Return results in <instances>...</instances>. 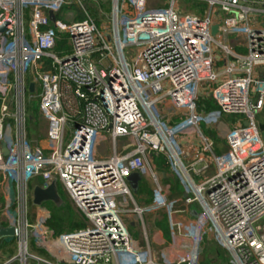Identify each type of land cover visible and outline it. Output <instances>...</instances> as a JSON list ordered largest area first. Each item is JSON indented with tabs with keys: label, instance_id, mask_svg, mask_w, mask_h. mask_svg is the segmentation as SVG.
I'll return each mask as SVG.
<instances>
[{
	"label": "built area",
	"instance_id": "2783aa9c",
	"mask_svg": "<svg viewBox=\"0 0 264 264\" xmlns=\"http://www.w3.org/2000/svg\"><path fill=\"white\" fill-rule=\"evenodd\" d=\"M192 1L202 6L185 12L177 0H110V24L102 31L90 17L59 19L69 0H0V24L7 22L0 35V175L17 188L15 214L12 204L0 212L20 231L19 254L0 264H201L210 242L228 250L234 264H264V140L257 124L264 74L256 71L264 68V0ZM62 33L70 51L57 50ZM231 34L243 39L245 53L230 45ZM203 83L211 86L215 111L198 108ZM33 97L47 125V152L30 147L24 122ZM233 114L244 118L216 152L201 125ZM178 137L198 144L186 150ZM100 139L111 142L110 155H97ZM159 156L181 175L180 196L164 183ZM134 172L151 186L154 200L146 207L127 180ZM38 177L63 185L85 226L56 234L47 216L31 221L30 182ZM148 211L166 215L174 241H188L180 257L153 246ZM131 213L140 219V239L128 230ZM29 241L45 254L29 251Z\"/></svg>",
	"mask_w": 264,
	"mask_h": 264
},
{
	"label": "rangeland",
	"instance_id": "374dc122",
	"mask_svg": "<svg viewBox=\"0 0 264 264\" xmlns=\"http://www.w3.org/2000/svg\"><path fill=\"white\" fill-rule=\"evenodd\" d=\"M81 3L77 2V0H69V4H65L63 6V9L60 12V15L58 16L59 19H62L65 22L68 23H72L73 21H80L77 19V17H79V15L83 14L81 13V11L85 12V14H87V18L90 17L91 19L94 20V22L96 20H98L99 22H97L98 27L100 28V30L102 31H106V29L109 27L110 24V13H111V6H110V2L109 0H80ZM154 1V0H153ZM156 1V0H155ZM159 1V3L165 2L168 3L169 0H157ZM109 2V3H108ZM85 3H89L91 7V10L85 5ZM202 6L198 3L193 2L192 0H177V7L182 9L185 12H189L191 10L196 9V6ZM104 6L105 7H109V12L104 10ZM206 7V5H205ZM94 11V12H93ZM84 14V15H85ZM256 13H251L250 14V19H251V23L254 25V19H253V15ZM258 19L262 22L263 20V15H260L258 17ZM85 20V19H84ZM235 35L231 34L228 37H230L231 39L234 37ZM221 40L222 42L224 41L223 36L219 33L216 35V41ZM213 49H214V53H215V58H216V63L218 64H222L221 62V56H222V51L219 47V45L217 43H213ZM39 85V84H38ZM37 85V86H38ZM211 85V84H210ZM211 87V86H210ZM210 87L203 83L201 85L200 88V99L197 101L198 104V108L200 103H202L203 98H205L208 95V92L210 90ZM35 99V100H34ZM37 98H32L31 103L34 101L36 105L39 106V103ZM26 102H28V100H26ZM171 101L169 99H163V104L168 106V103H170ZM217 110V109H215ZM215 110H211V111H215ZM28 113V112H27ZM29 115V114H27ZM41 117V116H40ZM234 121H237L241 118H244L243 115H235L233 116ZM29 117H26L25 119V127L27 128V134L29 138V142H30V147L33 148H42L43 151L47 152L49 149L47 147L42 146V144L45 143V126L44 123L42 122L41 119L39 118L38 120H33L31 119V122ZM211 127H214L212 125H209ZM28 127L31 129L30 132L28 131ZM206 127V125L202 124L201 128L203 129V131L206 134V131L204 130ZM216 138L215 135H212ZM214 137H211L212 139H215ZM49 147V146H48ZM216 152L218 151V147L216 146V148L214 149ZM113 151V146L111 144V142L108 139H100L97 147H96V152L97 155L100 156H105V155H110ZM175 168V167H174ZM166 175H168L167 177H170L171 179H174L176 182L177 187L179 188L180 192L184 191V183H183V179L181 178V175H179V172L177 169H175L174 171L171 170L169 168V171H167ZM169 178V180H170ZM36 183L43 182V179L41 177L36 178ZM196 179L200 180V178ZM9 181V179H8ZM14 184V191L16 193V185ZM174 185V184H173ZM175 186V185H174ZM60 194L62 197V207H59L57 205H55L53 202H45L44 204H42L40 207H46V208H38L37 213H42L43 215L45 214V216H47V218H49V221H51V223H55L57 226L55 228H53V230L55 231L56 234H64V233H68L74 230H78L80 228H82L83 226L86 225L87 220L85 218V215L83 214V212L72 202L69 194L67 193V191L63 188L60 189ZM181 194H179L180 196ZM135 201L136 203H138V205L141 206V199L142 200H148L150 199V197L147 195L146 193L136 197V195H134ZM59 207V209H58ZM129 207L130 208H134V205L132 203H129ZM141 207H146V206H141ZM35 208V207H34ZM33 208V209H34ZM46 209V210H45ZM153 211H148L147 213L144 214V221L146 223V228L147 231L149 232V230L152 232L156 229L153 224L156 225L157 222L162 221L163 217H162V212L160 214H156L155 216H153L150 219L149 214L152 213ZM129 218L133 219L136 222L135 227H132L131 225H129V223L127 222V227L128 230L130 232V234L134 237V238H140L142 235V227L140 224H138V221L140 220L137 214L131 213ZM168 223L169 220L167 219ZM77 226H80L79 228H77ZM174 230L168 226V236L165 235L166 239H169L173 234H174ZM151 236V234H150ZM152 237V236H151ZM5 242L7 244H2V254L0 257V262H4L6 260L11 259L13 256H17L19 254V246L16 240H14L13 238H8L6 237ZM13 242V245L11 246L12 250H10V247H8V244L10 246V243ZM33 242L29 241V251H37L34 246H33ZM8 247V248H6ZM219 251V252H218ZM201 264H234V261L232 259V256L230 254V252L228 250L222 249L221 247H219L215 242H210V243H204V252L202 251V255H201ZM14 264H19V261L17 260Z\"/></svg>",
	"mask_w": 264,
	"mask_h": 264
},
{
	"label": "crops",
	"instance_id": "0c3cea01",
	"mask_svg": "<svg viewBox=\"0 0 264 264\" xmlns=\"http://www.w3.org/2000/svg\"><path fill=\"white\" fill-rule=\"evenodd\" d=\"M109 2H110V0H109ZM108 2V3H109ZM110 6H111V3H110ZM228 41H229V43H230V45L237 51V52H246V48H245V46H244V44H243V39L242 38H240V37H237V36H234L232 39L230 38V37H228ZM222 66V64H217V67L218 68H220ZM257 74L258 75H261V74H264V68L262 69V68H257ZM209 95V97H210V94H208ZM208 95L206 96V98L208 97ZM171 104H169V106H170ZM172 109V108H171ZM215 110V109H214ZM30 118V120L32 119V117L30 116L29 117ZM40 119H41V121L42 122H45V120L42 118V117H40ZM222 122H220V124H218V125H212V126H214L213 127V131H214V133H216V136H217V138H216V140L218 139L219 141H215L216 143H217V147H218V150H220V149H222L223 147H224V145H225V140H224V138H223V136L225 135V133L227 132V131H229V129L231 128V127H233V126H235V124L234 123H232V122H230L229 120H227L225 117H223L222 118V120H221ZM257 124H258V128H259V131H260V133H261V136H262V138H263V140H264V110H263V112H261L258 116H257ZM44 126H45V132H46V127H47V125H46V122L44 123ZM207 126H209V125H207ZM211 127V126H210ZM45 137V136H44ZM29 138H31V137H29ZM177 141H178V143L179 144H181L184 148H186V150H190V151H192L193 150V148H194V146H195V144H198V142H197V139L195 138V137H190V138H184V137H178V139H177ZM191 144V145H190ZM42 146H44V147H47L48 148V142H47V140H46V138H45V143L44 144H42ZM193 154H194V152H193ZM192 154V155H193ZM161 172V174H162V179H163V181H164V183L165 184H170V186H171V194H172V196H178L177 195V192H173L172 190H173V188L175 187L171 182H169L168 180H167V176L168 175H166V172H164V171H160ZM36 180L37 179H34V180H32V186H31V194H32V188L34 187V186H36V185H44L45 184V181L43 180V182H38V183H36ZM142 182H147L146 180H141V182L140 183H142ZM148 183V182H147ZM149 184V183H148ZM58 185H59V191H60V189L61 188H63L64 189V187H63V185L60 183V182H58ZM150 186V185H149ZM150 188H151V186H150ZM151 192H152V189H151ZM147 193H149V192H147ZM146 193V196L148 195L149 197H150V195L149 194H147ZM145 194V193H144ZM15 195H16V193H15V191H14V184H13V182H11V181H8V180H4L3 181V178H2V176L0 175V207H7V206H10L11 204H12V207H13V214H15V205H13V203H14V201H16L15 200ZM134 195H136V193H134ZM141 195H143V193H141L139 196H141ZM151 197H152V195H151ZM146 201V200H145ZM144 200H142L141 199V206H148V205H150V204H148L147 202H145ZM44 204V203H43ZM55 205H57V204H55ZM62 205V204H61ZM61 205H57V206H61ZM31 206H32V208H31V214H30V219H31V221H34L35 220V218H37V216L39 215V216H45V214L43 215L42 213H37V206H41V205H34L33 204V200H32V204H31ZM35 207V208H34ZM43 207V206H42ZM41 207V208H42ZM34 208V209H33ZM43 208H46V207H43ZM46 210V209H45ZM161 212H155V211H153L152 213H150L149 214V216H150V219L153 217V216H155L156 214H160ZM166 215L162 212V217L164 218ZM192 217V216H191ZM5 220V216H3L2 215V212H0V221H1V223L2 224H4V225H9V223L8 222H6V221H4ZM133 219H128V223H129V225H131L132 227H135V223H133ZM154 226H156L155 224H153ZM169 225V224H168ZM170 226V225H169ZM156 229L152 232V230L150 231L149 230V237H150V240L152 241V244H153V246L156 248V249H164L165 250V253H166V255L167 256H170L172 259H175V257H180L182 254H183V252H184V250L185 249H187L186 248V242H188L187 240H183V239H178L177 240V242H176V240L174 241L173 240V235L169 238V239H166L165 238V233L163 232V230L162 229H159V227L157 228V226L155 227ZM150 234H151V236H150ZM137 238V237H136ZM141 238V237H140ZM139 238V239H140ZM15 240H16V238H14ZM138 239V238H137ZM32 242H34V241H32ZM6 242H4V240L1 242V245L2 244H5ZM185 245H184V244ZM1 247V246H0ZM223 249V248H222ZM32 252H35L34 250L32 251ZM37 252V251H36ZM35 252V253H36ZM2 254V249H0V255Z\"/></svg>",
	"mask_w": 264,
	"mask_h": 264
},
{
	"label": "trees",
	"instance_id": "16d2710c",
	"mask_svg": "<svg viewBox=\"0 0 264 264\" xmlns=\"http://www.w3.org/2000/svg\"><path fill=\"white\" fill-rule=\"evenodd\" d=\"M85 5L87 6V9L89 8L91 10V7L92 6H90L89 3H85ZM109 9H110L109 7H105L104 6V10L106 12L107 11L109 12ZM29 10H30L29 7L26 8V10H25V12H26V18L29 17ZM81 13H83V14H81V15H79V17H77V19L80 20V21L87 18V14H85V12L81 11ZM95 22L97 24V22H99V21L96 20ZM60 36H61V40L58 41L57 50L58 51H61V50L70 51V45H69V42H68V36H67V34L62 33V34H60ZM30 95L32 96V94H30ZM31 100L32 99L28 98V102L26 103L27 104V106H26L27 112L29 114V117L31 116L33 120H36V119L38 120L40 118V116H41L40 110H39V106L36 105L34 101L31 103ZM36 101H38V103H39V100H36ZM217 108H218V106H217L216 102L211 97H209V96L207 98L206 97L203 98L202 103H200V105H199V110L200 111H211V110H214V109H217ZM235 115L236 114H233V115H225L224 117L227 120H229L230 122H232V123L235 124L236 122H238V120L237 121H234L233 116H235ZM9 122L11 124H13L14 123V120L13 119H10ZM29 122H31V120ZM30 130L31 129L28 127V131L29 132H30ZM204 130L206 131V135L207 136H209V137H214L212 135H215L216 136V133H214V131H213V127H210V126H207L206 125V127H205ZM216 138H217V136H216ZM216 138L213 139V140L214 141H219L218 139L216 140ZM155 163H156V166H157V168H158L159 171H164L166 173H167V171H169L170 164L167 162V160L165 159V157L159 156V157L155 158ZM169 178L170 177H167V180L169 182H171L172 184L175 185V187L173 188L172 191L173 192H177V195L179 196V194H181V192H180L179 188L177 187L175 180L174 179H171V178L169 180ZM31 182H30V188L32 186V183ZM147 192H149L152 195V197ZM141 193H143V194L144 193L149 194L150 195V199L146 200L145 202H147L148 204H152L153 203V200H154L153 193L151 192V188H150V186H149V184L147 182L140 183V186L138 188V191L136 192V197H139V195ZM59 207H62V206H59ZM59 207H58V209H59ZM168 224L169 223H168L167 218L165 216L162 221H159V222L156 223V226H157V228L159 227V229H162L163 232L165 233V235L168 236V234H169L168 233V226H169ZM46 225L49 226L52 229L57 226L55 223H51V221H49V218H47V220H46ZM79 227L80 226H77V228H79ZM8 238H13L14 239V237H8ZM14 240L10 243V246L8 244V247H10V250H12V248H13V247L11 248V246L13 245ZM4 242H5V240H4ZM5 244H7V243H5ZM0 246L2 247V245H0ZM33 246H34V248L39 253L45 254V251L44 250L35 247V245H33ZM8 247H6V248H8ZM202 251L204 252V249Z\"/></svg>",
	"mask_w": 264,
	"mask_h": 264
},
{
	"label": "water",
	"instance_id": "95a60500",
	"mask_svg": "<svg viewBox=\"0 0 264 264\" xmlns=\"http://www.w3.org/2000/svg\"><path fill=\"white\" fill-rule=\"evenodd\" d=\"M50 19L54 22L56 20V15L53 11L49 12ZM7 29V22L0 24V35L4 33ZM213 35L217 34V26L213 28ZM28 90L30 93H34L35 84L34 82L29 84ZM1 148L4 156L9 155V150L7 143L3 141L1 143ZM133 193L138 191L140 182L142 180L141 175L138 172L130 174L127 178ZM32 200L34 205H42L45 202H53L54 204L61 205L63 200L59 191L58 181L56 179L52 180L50 183H45L44 185H36L32 188ZM20 231L15 224H9L5 226L0 222V245L1 242L6 237L18 238ZM30 236V235H28Z\"/></svg>",
	"mask_w": 264,
	"mask_h": 264
}]
</instances>
